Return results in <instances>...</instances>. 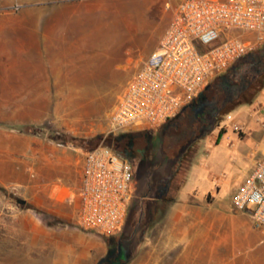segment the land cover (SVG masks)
Here are the masks:
<instances>
[{"label": "rangeland", "instance_id": "rangeland-1", "mask_svg": "<svg viewBox=\"0 0 264 264\" xmlns=\"http://www.w3.org/2000/svg\"><path fill=\"white\" fill-rule=\"evenodd\" d=\"M106 1L96 3L94 12L78 14L82 30L78 28L73 38L64 41L56 29L55 8L64 0H48L42 11L33 9L29 15L15 5L1 14L0 264H98L103 258H107L105 264H153L152 254L143 262L142 247L152 244V228L162 218L163 209L182 196L179 191L184 183L183 193L201 203L215 232L225 235L223 264H264V232L254 227L250 209L239 213L242 220H235L237 211L232 205L236 190L264 156L262 120L251 119L257 113L254 103L212 122L205 108L192 109L191 100L160 127L129 131L114 140L107 135L109 113L157 49L174 5L173 0ZM26 16L52 24L48 38L32 55L48 59V68L43 70L49 88L66 91L27 94L31 98L28 107H18L25 103L15 98L25 94L1 90L8 88L10 76L31 70L23 68L25 62L28 66L40 63L23 60L24 46L14 35L13 22L26 20ZM87 40L89 46L84 44ZM86 47V61L94 67L89 75L73 76L78 71L64 68L67 58L80 64ZM236 64L248 80L264 74V42L231 68ZM51 144L85 151L109 146L132 166L133 198L118 233L106 237L84 232L77 217H63L55 211L43 190L27 187L38 179L41 154ZM213 239L209 237V249ZM232 243L234 254L228 252ZM209 264H213L211 259Z\"/></svg>", "mask_w": 264, "mask_h": 264}, {"label": "built area", "instance_id": "built-area-1", "mask_svg": "<svg viewBox=\"0 0 264 264\" xmlns=\"http://www.w3.org/2000/svg\"><path fill=\"white\" fill-rule=\"evenodd\" d=\"M176 1L157 49L109 113L107 135L160 127L264 42V0ZM233 30L240 33L229 35ZM77 197L79 227L106 237L118 233L133 198L132 166L107 146L87 151ZM232 205L237 212L250 209L254 227L264 232V156L236 190Z\"/></svg>", "mask_w": 264, "mask_h": 264}, {"label": "crops", "instance_id": "crops-1", "mask_svg": "<svg viewBox=\"0 0 264 264\" xmlns=\"http://www.w3.org/2000/svg\"><path fill=\"white\" fill-rule=\"evenodd\" d=\"M47 1L48 0H0V36L4 26L1 20L2 13H8V9L15 5L21 8L23 13L29 15L33 9H35L34 11L37 9H41L42 11L44 9L43 5ZM99 1H103V3L107 2L106 0ZM99 1L64 0V3L55 7L59 18L56 21V29L59 31L58 36L60 40L62 39V41H64L65 39H71L75 36L78 28L82 30V24L78 23L76 20L77 15L94 12V7H96V3ZM36 4H42V6L40 8H34ZM173 5L172 16L174 8L177 5L176 0H173ZM167 6H169V8L171 7L169 4H167ZM171 19L172 17L169 19L165 30L169 26ZM50 24L49 21L43 19L33 20L32 17L29 19V16H26V20L20 22L15 21L12 24L14 25V35L17 43L23 44L24 46V48L21 49V51H23L21 54L24 55V59H18H23L25 61L37 59L36 61L40 62L39 64H32L29 66L25 62L23 68L27 69L30 67L31 70L19 71L14 76H10L8 88L1 90L13 94H25L15 98V101L25 103L23 105H18V107H28L26 103L30 102L31 98L27 97V94L66 91L64 88H49L50 84L47 80L48 75L43 70L48 68V59L40 55L38 57L32 55L33 51L38 50L40 45L48 38ZM51 28H53V26ZM84 36L85 38H89L88 32H85ZM69 43L72 44V41ZM84 44L85 46H89V41H84ZM88 52L89 48L86 47L84 55L81 56L80 64L77 63L75 58H67L68 61L64 65V68L78 71L72 73V75L76 77L89 75L88 71L94 67V64L86 61L89 59ZM19 67H22V65H19ZM55 85L57 84H53L52 86ZM263 90L254 102L257 113H255V117L251 118L252 121L255 119L256 121L264 119ZM86 152L87 151L81 148L69 149L65 146L62 147L51 144L47 147V151L41 154L40 164L36 169V176H38V179L36 181L33 180L32 183L27 186H30L32 189L40 188L43 190L50 199L49 204L63 217H69L70 215H73L75 218L77 217L79 202L77 192L81 184L83 162ZM184 188L185 183L180 189L179 195H186V197L181 196L176 198L175 202H170L168 207L163 209L164 213L162 218L158 223H155L154 228H152V244L143 245L142 247L143 262L152 254L153 264H209L210 259L213 264H223L224 255H222V252H224L223 243L225 235L215 232L214 223L213 221H209L207 213H203L202 204L195 202L193 198H189V193H183ZM207 207L208 204L205 208ZM239 213L240 212L234 214L235 220H242L239 218L241 217ZM147 230L149 233V229ZM83 231L98 235L92 231ZM211 236H213L214 239L209 249L206 245L209 244V237L211 238ZM219 236H221V239L218 238ZM229 237L232 238V235ZM143 242H145V239ZM232 242H234V240ZM228 252L231 254L236 252L235 243L229 245ZM219 253H221V255Z\"/></svg>", "mask_w": 264, "mask_h": 264}, {"label": "trees", "instance_id": "trees-1", "mask_svg": "<svg viewBox=\"0 0 264 264\" xmlns=\"http://www.w3.org/2000/svg\"><path fill=\"white\" fill-rule=\"evenodd\" d=\"M240 70L241 67L236 64L223 74L210 80L205 89L192 99L190 103L192 109L196 107L205 108L209 112L212 122H216L219 116L228 114L239 106L253 104L264 89V74L255 75L248 80L239 73ZM131 133L109 136L118 141ZM117 154L120 155V153Z\"/></svg>", "mask_w": 264, "mask_h": 264}, {"label": "water", "instance_id": "water-1", "mask_svg": "<svg viewBox=\"0 0 264 264\" xmlns=\"http://www.w3.org/2000/svg\"><path fill=\"white\" fill-rule=\"evenodd\" d=\"M107 260V258H103V259H101L100 261H99V263L98 264H105V261Z\"/></svg>", "mask_w": 264, "mask_h": 264}, {"label": "flooded vegetation", "instance_id": "flooded-vegetation-1", "mask_svg": "<svg viewBox=\"0 0 264 264\" xmlns=\"http://www.w3.org/2000/svg\"><path fill=\"white\" fill-rule=\"evenodd\" d=\"M113 256H115V255H114V254H112V256H111V257H108V258L110 259V258H112ZM109 259H108V261H109Z\"/></svg>", "mask_w": 264, "mask_h": 264}]
</instances>
